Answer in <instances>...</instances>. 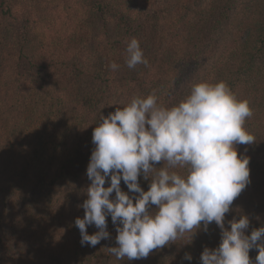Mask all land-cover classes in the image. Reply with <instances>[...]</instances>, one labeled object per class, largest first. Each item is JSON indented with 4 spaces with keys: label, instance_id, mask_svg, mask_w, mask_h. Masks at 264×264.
Listing matches in <instances>:
<instances>
[{
    "label": "trees",
    "instance_id": "trees-1",
    "mask_svg": "<svg viewBox=\"0 0 264 264\" xmlns=\"http://www.w3.org/2000/svg\"><path fill=\"white\" fill-rule=\"evenodd\" d=\"M132 37L147 64L130 69ZM220 81L252 110L244 128L255 142L235 145L250 183L224 219L229 229L246 216L250 235L264 227V0H0V264H201L204 248L220 244L215 222L147 258L118 260L106 249L117 246L110 216L109 238L94 247L81 245L74 220L101 115L153 93L171 107L193 84ZM151 178L138 177L142 190ZM257 255L249 251L254 264Z\"/></svg>",
    "mask_w": 264,
    "mask_h": 264
},
{
    "label": "clouds",
    "instance_id": "clouds-1",
    "mask_svg": "<svg viewBox=\"0 0 264 264\" xmlns=\"http://www.w3.org/2000/svg\"><path fill=\"white\" fill-rule=\"evenodd\" d=\"M125 52L128 68L147 64L135 37ZM109 68L116 71L119 65L113 62ZM251 116L248 102L237 100L223 81L193 84L190 93L171 107L158 104L153 93L132 98L107 117L101 115L92 131L95 147L86 169L90 185L80 205L84 215L74 220L81 245L94 247L108 239L110 216L117 246L106 249L118 260H138L186 233L192 235L201 222L205 231L215 222L221 229L220 244L204 248L201 264H254L251 249L258 252L255 264H264V227L245 235L246 216L228 221L229 229L224 227L225 214L250 183L249 158L238 156L235 145L255 142L244 128ZM161 162L167 166L155 167ZM176 168L184 174L170 171ZM150 174L144 191L138 177L147 180ZM121 181L138 195L122 191ZM93 225L98 231L87 234L86 226ZM184 259L192 257L185 254Z\"/></svg>",
    "mask_w": 264,
    "mask_h": 264
}]
</instances>
